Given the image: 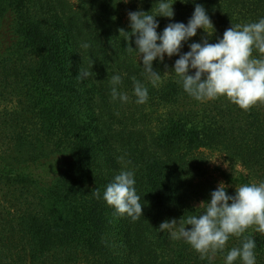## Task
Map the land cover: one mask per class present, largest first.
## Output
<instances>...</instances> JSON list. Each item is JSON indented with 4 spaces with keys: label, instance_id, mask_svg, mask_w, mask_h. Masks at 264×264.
<instances>
[{
    "label": "trees",
    "instance_id": "obj_1",
    "mask_svg": "<svg viewBox=\"0 0 264 264\" xmlns=\"http://www.w3.org/2000/svg\"><path fill=\"white\" fill-rule=\"evenodd\" d=\"M155 2L0 0V264H209L156 228L203 211L221 182L231 195L264 181V103L245 111L226 98L194 100L163 74L178 56L153 62L163 76L153 87L128 52L134 37L120 32L131 31L128 12ZM195 3L215 32L200 29L189 43H215L232 24L264 17V0ZM173 8L172 20L157 17L158 32L186 24L195 4L176 0ZM85 68L91 75L81 82ZM116 73H127V103L111 100ZM133 76L149 89L145 104L134 102ZM121 169L135 170L143 204L135 221L91 194ZM252 234L264 264V235ZM241 239L230 238L225 253ZM222 255L212 264H223Z\"/></svg>",
    "mask_w": 264,
    "mask_h": 264
},
{
    "label": "clouds",
    "instance_id": "obj_2",
    "mask_svg": "<svg viewBox=\"0 0 264 264\" xmlns=\"http://www.w3.org/2000/svg\"><path fill=\"white\" fill-rule=\"evenodd\" d=\"M123 2L129 3L130 0ZM180 2L188 3L189 0ZM192 2L195 8L186 24L170 22L159 32L157 17L172 20L176 0H156V7L150 11L128 12L131 31L121 29L120 32L124 33L127 41L134 37L135 47L129 43L127 50L134 54L148 83L157 87L163 79L162 74L154 70V61L164 63L166 56L168 59L178 56L170 71L163 74L174 75L183 91L194 100L208 102L226 98L245 111L257 103H264V17L254 22L232 24L215 43L203 36L200 42L189 43L200 29L208 37L215 32L205 7L195 0ZM185 44L190 50L182 52ZM80 46L88 49L91 45L82 42ZM90 75L88 69H79L76 79L82 82ZM126 75L116 73L109 80L113 102L127 103L130 99L128 93L121 90ZM131 79L134 102L145 104L149 97L148 87L135 76ZM135 185V170L121 169L103 193L95 189L91 194L112 207L114 214L135 221L143 216V204ZM228 187L221 182L210 193V199L199 205L203 211L179 220L166 219L156 228L157 231L188 244L199 253L201 260H207L209 264L217 253L223 254V264H237V261L239 264H257V245L252 233L264 235V181L235 186V193L231 195ZM249 229L252 232L245 235ZM232 237L242 239L238 246L227 249L225 253Z\"/></svg>",
    "mask_w": 264,
    "mask_h": 264
},
{
    "label": "rangeland",
    "instance_id": "obj_3",
    "mask_svg": "<svg viewBox=\"0 0 264 264\" xmlns=\"http://www.w3.org/2000/svg\"><path fill=\"white\" fill-rule=\"evenodd\" d=\"M218 156L220 157V155H218ZM223 162H224L223 157L221 158V162H220L219 159H218V163H219V164H220V163L223 164ZM224 167H228V163H227V162H225Z\"/></svg>",
    "mask_w": 264,
    "mask_h": 264
}]
</instances>
